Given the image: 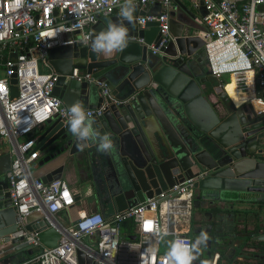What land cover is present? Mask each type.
Returning <instances> with one entry per match:
<instances>
[{
    "label": "water",
    "instance_id": "1",
    "mask_svg": "<svg viewBox=\"0 0 264 264\" xmlns=\"http://www.w3.org/2000/svg\"><path fill=\"white\" fill-rule=\"evenodd\" d=\"M178 5L195 19L187 7ZM149 7L136 6L138 16L149 14ZM118 17H100L90 38L108 20L116 21ZM158 26L157 22H149L140 29L135 18L134 24H127V47L110 58L94 53L89 41L85 45L55 47L48 54L49 66L58 76L53 95L67 108L77 101L88 110L104 105L102 116L93 119L95 127L102 133H110L115 144L111 152L105 153L112 160L118 189L113 195L115 212L189 180L193 209L224 202L264 203V115L257 114L250 102L235 106L217 78L205 73L204 40L199 35L188 34L191 27L177 19L174 12H169L171 39L153 54L149 46L158 48L160 44ZM137 39H143V43ZM74 68L104 82L109 95L101 97L94 82L72 79ZM16 83L13 76L11 99L18 95ZM3 146L0 142V150ZM36 151L48 154L38 168L60 157L63 162L75 163L102 154L91 142L81 149L67 123L58 118L47 121L37 133ZM10 164L11 154L0 153V240L5 242L17 231L19 222L5 178ZM62 168L63 165L48 171L40 181L60 179ZM38 216L32 214L25 219L27 231L36 229L29 223ZM36 230L44 247L57 245L59 233L44 221ZM209 235L208 246L200 257L208 264L214 254ZM263 241L264 235L250 239L248 248ZM9 243L15 245L18 240ZM29 250H32L30 246L18 245L11 254ZM76 256L78 264H96L79 250Z\"/></svg>",
    "mask_w": 264,
    "mask_h": 264
},
{
    "label": "built area",
    "instance_id": "2",
    "mask_svg": "<svg viewBox=\"0 0 264 264\" xmlns=\"http://www.w3.org/2000/svg\"><path fill=\"white\" fill-rule=\"evenodd\" d=\"M188 1L194 10L203 9L197 22L205 28L203 51L209 73L216 78L250 73L258 87L255 95L264 104V0ZM123 2L0 0V142L9 145L11 164L5 178L19 217L17 231L7 237L8 242L0 240V254L12 253L18 245L38 250L27 261L15 264H78V250L96 264H171L167 242L177 236L191 242L187 230L181 229L189 223L193 209L191 180L106 218L99 212L77 213V218L64 226L58 214L76 204L74 194L61 178L43 183L31 170L38 155L34 152L33 131L52 118L67 123L68 108L53 95L58 76L49 66V50L85 45L99 18L119 14V4ZM135 5H158L161 9L156 14L135 17L140 29L149 22L159 23L160 44L158 48L149 46L155 54L171 39L169 12L173 0H135ZM137 42L143 43V39ZM13 76L18 89L15 99L10 97ZM71 78L94 82L101 97L110 93L104 82L76 68ZM103 109L104 105L89 110L93 117H100ZM185 193L188 196L183 198ZM32 214H39L29 223L32 228L39 229V223L44 221L59 233L55 247H44L36 229L26 230L25 219ZM127 223L131 232L124 236L122 227ZM162 232L167 235L161 237ZM132 236L135 239H128ZM11 240L18 243L10 245Z\"/></svg>",
    "mask_w": 264,
    "mask_h": 264
},
{
    "label": "crops",
    "instance_id": "3",
    "mask_svg": "<svg viewBox=\"0 0 264 264\" xmlns=\"http://www.w3.org/2000/svg\"><path fill=\"white\" fill-rule=\"evenodd\" d=\"M178 3L187 7L194 14L195 19L193 20L188 16ZM160 11L158 5H152L149 7L148 13L156 14ZM170 12H174L177 19L186 22L191 27L188 34L199 35L202 38L205 28L197 22L202 17V11L194 10L188 0H173V8ZM114 15L119 16L117 12L111 16ZM138 15L139 12L135 10L134 17ZM174 24L178 26L176 22ZM205 73L211 76L207 65ZM225 75H228V80L225 81L222 78L223 75L217 80L225 91L227 87L228 92L226 91V93H229L233 98L236 96L239 99L244 98L242 103L235 104V106H241L246 102H250L253 106L252 101L247 100L251 95H254V99L259 100L255 95L256 84L253 76L241 74L238 77L233 73ZM253 109L260 116L264 115V111L258 112L254 106ZM42 127L36 128L32 136L36 137ZM6 152H8V148L3 146L0 153ZM47 156L48 154L38 152L36 161L33 164L34 171L32 172L36 178L41 179L48 171L63 165L61 179L68 184L76 199V204L72 208L58 214L64 226H68L73 219L77 218V213L99 212L104 217H109L115 213L116 206L113 195L118 192V189L115 184L112 160L107 154L93 155L91 160L82 158L78 162L75 161V163L72 161L63 162L62 157H60L38 168L39 163ZM191 222L199 230L204 229L211 234V241L213 242L211 249L214 253L212 264H259L264 260V241L254 242L253 246L251 245L248 248L250 239L264 235V203L239 204L224 202L212 206L205 204L199 209H192ZM188 224L181 229L187 230ZM181 229L176 226V230ZM129 232H131V229L127 223L122 227V233L125 236ZM165 238L169 240V237ZM2 247L0 244V249ZM37 252V249H32L15 255L11 253L0 254V264H15L27 261ZM216 255L218 256L217 260L213 263Z\"/></svg>",
    "mask_w": 264,
    "mask_h": 264
},
{
    "label": "clouds",
    "instance_id": "4",
    "mask_svg": "<svg viewBox=\"0 0 264 264\" xmlns=\"http://www.w3.org/2000/svg\"><path fill=\"white\" fill-rule=\"evenodd\" d=\"M118 2V0H117ZM119 17L116 21L108 20L106 26L93 33L89 40L90 47L98 56L110 58L114 54L127 47L129 29L127 24H134L136 10L135 0H124L119 4ZM127 22V24H126ZM82 24L83 21H80ZM67 125L71 133L79 141V147L83 149L89 142L97 145V150L106 153L111 152L114 141L110 133L101 132L95 127L92 112L85 105L77 101L67 109ZM161 237L167 233H161ZM210 235L202 229L192 242H185L183 238L175 237L167 242V256L171 264H208L207 260H200L202 251L208 246Z\"/></svg>",
    "mask_w": 264,
    "mask_h": 264
},
{
    "label": "bare ground",
    "instance_id": "5",
    "mask_svg": "<svg viewBox=\"0 0 264 264\" xmlns=\"http://www.w3.org/2000/svg\"><path fill=\"white\" fill-rule=\"evenodd\" d=\"M226 91H227V87H226ZM227 92H228V91H227ZM228 94H229V93H228ZM229 96L231 97L230 94H229ZM253 97H254V95H251L250 97L247 98V100H251V101H252L254 108H255L258 112H262V111H264V104H263L261 101L254 99ZM231 99L233 100V102H234L236 105H238L239 103H242V102L244 101V100H243L244 98L239 99V98H237V96H236L235 98L231 97ZM242 100H243V101H242ZM186 195L188 196V194L185 193V194L183 195V198H186V197H187Z\"/></svg>",
    "mask_w": 264,
    "mask_h": 264
},
{
    "label": "flooded vegetation",
    "instance_id": "6",
    "mask_svg": "<svg viewBox=\"0 0 264 264\" xmlns=\"http://www.w3.org/2000/svg\"><path fill=\"white\" fill-rule=\"evenodd\" d=\"M191 218H192V213H191ZM191 218H190L189 224L187 226V233H188V236L190 237L191 242H192L195 240L196 236L199 234V232L201 230H199L194 224H192ZM210 264H212L211 261H210Z\"/></svg>",
    "mask_w": 264,
    "mask_h": 264
},
{
    "label": "rangeland",
    "instance_id": "7",
    "mask_svg": "<svg viewBox=\"0 0 264 264\" xmlns=\"http://www.w3.org/2000/svg\"><path fill=\"white\" fill-rule=\"evenodd\" d=\"M248 74L251 75L250 73H248ZM240 75H241L240 73H236V76L239 77ZM222 78L225 79V81H226V80H228V75H223ZM4 146L9 147V145L6 144V143L4 144ZM31 170L34 171V167H33V165H32V167H31Z\"/></svg>",
    "mask_w": 264,
    "mask_h": 264
}]
</instances>
